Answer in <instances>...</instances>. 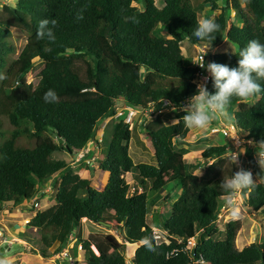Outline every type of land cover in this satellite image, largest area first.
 <instances>
[{
    "label": "trees",
    "instance_id": "1",
    "mask_svg": "<svg viewBox=\"0 0 264 264\" xmlns=\"http://www.w3.org/2000/svg\"><path fill=\"white\" fill-rule=\"evenodd\" d=\"M158 1L16 0L14 6H2L0 74L5 78L0 84V211L21 206L39 194L38 188L51 176L61 173L54 205L36 211L20 235L31 254L49 258L63 252L81 220L107 222L104 214L111 211L124 229L125 242L135 245L146 236L154 242L156 252L142 244L136 248L134 264H264V242L235 247L238 222L230 225L223 238L217 237L219 231L213 224L228 192L220 184L228 178L222 158L228 144L207 146L201 153L204 173L196 175L199 165H187L183 158L187 149L178 151L174 146L175 140H185L191 132L182 119L185 110L176 113L173 124L163 123L156 114L149 116L152 121L144 130L160 147L159 165L133 163L128 123L117 132L110 131L112 139L100 163L108 179L100 189L71 170L65 160L53 157L55 152L72 154L98 142V127L118 107L142 111L153 103L161 109L167 101V108L180 109L187 103L196 93V68L183 55L182 41L217 47L226 39L235 51L209 54L206 62L230 67L238 66V53L250 40L264 43V0H224L221 7L212 1L210 11H218L214 17L220 25L213 42L192 35L200 20L192 0H160V7ZM81 10L83 19L78 20ZM229 11L235 12L238 23L229 17ZM45 18L57 20L54 43L36 38L38 23ZM12 29L26 36L16 57L13 42L4 39ZM164 33L166 37L161 36ZM78 61L84 63V74ZM29 72L33 79L28 83ZM260 83L264 86V81ZM207 88L216 91L211 76ZM48 89L57 92L58 103H45ZM250 102L231 100V105H240L233 111L237 135L252 143L246 148L242 167L260 180L254 189L241 193L249 208L264 213V167L259 166L253 149L255 142L264 139V92ZM24 137L34 139L33 143L24 144ZM127 173L133 174L131 184L125 179ZM166 176L179 184L181 193L166 218L154 220V227L160 226L170 238L169 243L158 244L147 216L149 207L163 200L159 193ZM140 186L141 192L131 193V187ZM149 193L157 196L150 199ZM191 239L195 245L188 248ZM114 242L105 252L80 232L76 239L87 264H124L125 245Z\"/></svg>",
    "mask_w": 264,
    "mask_h": 264
},
{
    "label": "rangeland",
    "instance_id": "2",
    "mask_svg": "<svg viewBox=\"0 0 264 264\" xmlns=\"http://www.w3.org/2000/svg\"><path fill=\"white\" fill-rule=\"evenodd\" d=\"M15 1L16 0H0V10L5 4L14 6ZM212 1L217 4V7H221L224 4V0H192V3L197 10L200 19L204 18L205 16H214L218 13V11H210ZM157 5L159 7L161 6L160 0L158 1ZM228 14L229 17H234L233 19H235V22L238 23L234 11H229ZM161 36L166 37L167 34L164 33ZM4 39L13 42L16 51L13 57L17 56L26 42L25 34L16 29H12L10 34ZM200 47L201 46L190 44L187 40L181 42V51L183 55L191 60H193V58L198 54V50ZM204 47L206 55L223 52L232 53L235 51V47L226 39L222 44L218 45V47ZM33 62H38V58H35ZM77 63L82 68V74H84V63L82 61H78ZM32 79L33 76L31 72H29L26 76V80L29 83L32 81ZM251 99L252 98H250L249 101L247 100L246 102L250 104ZM186 105L187 103H185L180 109L172 110L170 113L169 111H165L163 115H158V118L161 117L160 119L163 123L170 124V120L177 119L176 113L179 110H185L184 106ZM239 107V104L231 105L229 108L230 114L233 115V111L238 109ZM126 113L127 110L123 112V115L125 116L122 115L119 116L120 118H115V120L112 119L109 121L106 127V137L108 138V140H110L109 131L113 129V124L116 125L117 123H119V125H123L126 121ZM136 115L140 117L143 116L141 113ZM135 116L133 117L132 121L129 122L132 127V134L129 142V155L134 164H138L139 161H141L140 164L146 163L150 165H159L162 158L160 147L153 144L148 132L144 130L146 125H148V123L151 121V118L148 115H145L142 117L144 121L141 120L140 122L136 123L134 120ZM216 124L219 128L224 127L227 129H229L230 126H234V122H229L224 119L216 121ZM98 128L100 130V126ZM190 129L192 130L188 137L185 140H175L174 146H176V149L178 151H180V149H187V153L184 154L183 158L185 159L187 165H199V167L194 172L196 175L201 176L204 173L203 163L205 160L202 157L201 153L207 146L211 144H228L229 151L227 150L226 153L222 156L225 161L224 166L227 170V177H230L233 172L238 171L239 168L242 167V163L245 158L244 154H241L239 157V166H232L229 158L231 153L230 151H238V147H235L233 143V136L238 132H236V129L235 133H231V135L229 136L230 138L225 137L221 132L216 131V128L213 124H210L206 129L203 130L197 128ZM99 138L100 140L98 143H95L93 145L94 142H91L85 149L74 151L72 154L64 151L53 153V157L65 160L68 163L69 168L78 173L80 177L86 179L89 178L90 185L96 188H101V182L104 176L102 177L101 170L98 169V166L106 156L109 142L102 140L103 138L101 137ZM22 141L24 144L30 145L33 143L34 139H28L24 137L22 138ZM91 145H93L92 148ZM249 146L250 144L245 143L240 147L248 148ZM253 149L255 151L257 150L255 146H253ZM91 166L96 167L95 175L89 169V167ZM60 177L61 173L55 175L52 178L50 177L46 183L38 188L39 194L35 195L33 198L27 200L24 204L19 206V210L18 212L15 211V214H9V211L0 212V257H3V255L9 257V259L12 261V264H75V261H77L78 264H83L85 263L84 251L77 250V243L76 241H74V239H77V235L79 232L82 238L91 239L94 241V243L101 245L104 248L105 252H109L111 250L112 245L115 244L114 241L116 240L118 244L125 245V252L127 254H132L138 247L139 243L136 245H130L127 244L125 240H123L122 235L124 229L121 227V224H117L114 221V217L111 214V211H107L104 214L107 222L90 223L88 221L84 222L81 220L80 225L74 228L71 235L72 237H70L73 239L71 241L69 239L68 241V251L67 249H65L63 250V252L55 254L49 258H43L40 254H31L24 245L17 244L22 242L15 240L13 236H17L18 239L20 238V235L22 234L21 231L25 230L23 229V227H26V223L30 220L29 217L32 214H35V211H43L54 205L55 187L56 183L59 182ZM131 178L132 177H129V184L131 183ZM259 181L260 180H256V182ZM180 193L181 188L179 184L175 180H170L168 176H166L164 186L159 193L163 196V200L160 199L154 206L149 207L147 221L152 224L153 219L158 220L159 218H161L162 220H164L167 214L170 212L172 202L179 196ZM78 195L82 196L83 194L79 193ZM155 196H157L156 193H149L150 199ZM226 197L227 198L223 202V206H221L217 214V218L213 224L214 227L219 231L217 237L223 238L224 234L230 230V225L234 222H238L239 224L234 238V244L237 249H242L243 247L253 242H264V213H262L261 211H253L251 208H249L245 200L246 197L243 196L241 191H228ZM33 199L38 202V207L32 206L31 203ZM11 207L12 206H10L8 209L11 210L13 208ZM32 209H34L35 211H33ZM17 213L19 214L17 215ZM157 214H159L158 217L156 216ZM5 226H7V228ZM120 229L122 230V234L120 232ZM155 230H160V226L157 225V227H155ZM163 235L165 234L163 233ZM166 238H168L167 242H170V238L168 236ZM13 243H15L16 245ZM71 244L74 246V248L70 247ZM10 246H12L11 249H8V247ZM91 248L96 254L99 253L96 245L91 246ZM54 249L55 246L51 248V250ZM20 251H22V254L20 253ZM65 252L68 253V258L70 259L64 256Z\"/></svg>",
    "mask_w": 264,
    "mask_h": 264
},
{
    "label": "clouds",
    "instance_id": "3",
    "mask_svg": "<svg viewBox=\"0 0 264 264\" xmlns=\"http://www.w3.org/2000/svg\"><path fill=\"white\" fill-rule=\"evenodd\" d=\"M82 12L83 10L77 14L78 20L83 19ZM56 26L57 20L55 18L40 20L36 38L38 40L47 39L50 43H54L56 41ZM219 30L220 25L216 22L215 17L205 16L197 22L192 35L198 40L213 42L216 39L214 34ZM238 57V66L236 67L217 62L198 64L201 68H206L216 91L214 93L209 92L206 83L207 78L197 83L196 93L188 99L187 105L184 106L185 115L182 119L185 127L203 130L213 121L220 119L234 122L235 117L229 112L232 98L236 97L242 101H247L264 92V86L260 83V81H264V43L256 39L250 40L248 45L239 51ZM4 78L3 74H0V79ZM43 99L45 103H58L59 95L54 89H48L44 93ZM248 143L252 144L251 141ZM255 147L257 149V162L260 167H264V139L255 142ZM246 152L247 149L239 147L238 142V151H231L230 153L229 158L232 166H239V157ZM220 184L226 191L251 190L256 187V179L250 170L240 167L230 177L223 178ZM141 244L148 251L156 252L151 237H144ZM0 264H12V261L7 256H3L0 257Z\"/></svg>",
    "mask_w": 264,
    "mask_h": 264
},
{
    "label": "built area",
    "instance_id": "4",
    "mask_svg": "<svg viewBox=\"0 0 264 264\" xmlns=\"http://www.w3.org/2000/svg\"><path fill=\"white\" fill-rule=\"evenodd\" d=\"M198 51H199L198 54L192 60V64L196 68V72H195V75H194V78H193V83L197 86V83H200V82L204 81L205 78H207L206 83H207V87H208V85L210 83V74L207 72L206 68H201L198 65V64H204V63L207 64V62H206L207 61L206 60L207 55L205 53V47L204 46H201ZM167 107H168V102L167 101H164L163 102V106H162L161 109H157L153 103H151L147 109L142 110V111H139V110L134 109V108L129 107V106H127V107H118L117 110H116V114L114 115V117L120 118L119 116H122L123 115V112H125V110H127L125 123H128L129 124V122L132 121L133 117L136 114L141 113L143 116H145V115L150 116L151 114L161 115V113H163V111H166L168 109H174V108H167ZM124 108H126V109H124ZM123 116H125V115H123ZM215 128H216V131L221 132L223 134V136L228 137V138H230L229 136L231 135V133H235V128L233 126H231L229 129L224 128V127L219 128L217 126H215ZM100 135L102 136L103 135V132H101ZM238 142H239V147L240 146H243L246 143L245 141H243L237 135V133H235V135L233 136V143H234L235 147H238ZM227 150L229 151V148L228 147H227ZM130 191H131V193H133L135 191L141 192L142 191V188H141V186L140 187H137V189L135 187H131L130 188ZM31 204H32L33 207H38V202L35 199L32 200V203ZM161 230L162 229L156 231L155 229H153L152 232H153V238H154V240L158 244H160V243H169V242H167V239L168 238H166L167 237L166 232L164 230H162L163 233L165 234V235H163V233H162ZM72 239L73 238H70V241ZM193 245H195L194 239H191V240H189L187 242V247L188 248L192 247ZM70 247L71 248H74V246L72 244L70 245ZM77 250L82 251L81 245H78L77 246ZM67 251H68V249H67ZM64 256H66L67 258L69 257L67 252L64 253ZM68 259H70V258H68ZM124 264H134V262L132 261V256H127L126 255Z\"/></svg>",
    "mask_w": 264,
    "mask_h": 264
},
{
    "label": "crops",
    "instance_id": "5",
    "mask_svg": "<svg viewBox=\"0 0 264 264\" xmlns=\"http://www.w3.org/2000/svg\"><path fill=\"white\" fill-rule=\"evenodd\" d=\"M218 47V46H217ZM124 109H126V108H124ZM172 110H176V109H168V110H166V111H169V113L172 111ZM165 113V111H163V113H161V115H163ZM160 115V116H161ZM115 118H117V117H111V118H109V119H106V120H104L101 124H100V130L98 131V133H99V136H98V142H99V140H100V138L99 137H101V138H103L102 140H105V141H111V139H112V137H111V132L115 129V132H117V130L118 129H120V127H121V125H119V123H117L116 125H117V127H116V125L115 124H113V129L111 130V132H110V140H108V138L105 136V138L103 137V135L101 136L100 135V133L101 132H104L105 131V135H107V131H106V127H107V125H108V123H109V121L110 120H112V119H114L115 120ZM145 118V117H144ZM161 118V117H160ZM134 120H135V122L137 123V122H140L141 120H143L142 119V117H140V116H135V118H134ZM151 120V119H150ZM152 121V120H151ZM177 122V119H171L170 120V124H173V123H176ZM214 126H217L218 127V125L216 124V121H213V123H212ZM130 125V124H129ZM130 128H132L131 127V125H130ZM192 130V129H191ZM192 134H195V133H192ZM195 136V135H194ZM196 137V136H195ZM151 139V138H150ZM98 142H94L93 143V145L95 144V143H98ZM102 142V141H101ZM108 142V143H109ZM93 145H91V148L93 147ZM183 148H186V147H183ZM91 156V155H90ZM140 162L141 161H139V163L138 164H140ZM86 166H88V165H86ZM92 167V168H91ZM91 167H89V169H90V171L95 175V170H96V167L95 166H91ZM98 169H100L101 170V175H102V177H103V180H102V182H101V188L107 183V179H108V173L107 172H105V171H103L102 169H101V167H100V165L98 166ZM55 175H58V174H55ZM55 175H53V176H51V178L52 177H54ZM129 177H132L131 179H130V181H131V183L133 182V174L132 173H127L126 175H125V179H126V181L127 182H129ZM83 178V177H82ZM87 179H89V178H87ZM60 180V179H59ZM90 180V179H89ZM130 183V184H131ZM93 187V186H92ZM96 188V187H95ZM97 189H100V188H97ZM10 206H7V207H4V209H2L0 212H5V211H9L10 213L9 214H15L14 212L15 211H17L18 212V210H19V208L17 207L16 209H13L12 207V209L11 210H9L8 208H9ZM35 211V210H34ZM36 212V211H35ZM19 213H17V215H18ZM112 215H113V213H111ZM35 214H32L30 217H29V219H31L33 216H34ZM154 220L155 219H153L152 220V224L151 223H149L148 221H147V223H148V225H150V227H152V229H155V227H154ZM82 221H84V222H87L85 219L84 220H82ZM115 221V220H114ZM91 223V222H90ZM27 224V223H26ZM6 228H7V226H5ZM23 229H26V227H23ZM22 233L24 232V230L23 231H21ZM20 233V232H19ZM18 233V234H19ZM14 238H15V240H18L19 242H22V243H17L18 245H24L25 246V248L26 249H28V247L26 246V244L22 241V240H20V239H18V237L17 236H13ZM76 239H74V241H75ZM3 241V240H2ZM127 243V242H126ZM13 244H15V243H13ZM127 244H129V243H127ZM141 243H139V245H140ZM16 245V244H15ZM131 245V244H130ZM136 245V244H135ZM138 245V246H139ZM11 247L12 246H10V247H8V249L10 248L11 249ZM29 250V249H28ZM136 250V249H135ZM135 252V251H134ZM134 252L132 253V254H126L127 256H133V254H134ZM20 253L22 254V251H20ZM9 258V257H8ZM85 258V257H84ZM86 264H87V262L86 261H84ZM85 263H83V264H85Z\"/></svg>",
    "mask_w": 264,
    "mask_h": 264
},
{
    "label": "water",
    "instance_id": "6",
    "mask_svg": "<svg viewBox=\"0 0 264 264\" xmlns=\"http://www.w3.org/2000/svg\"><path fill=\"white\" fill-rule=\"evenodd\" d=\"M92 168V167H91Z\"/></svg>",
    "mask_w": 264,
    "mask_h": 264
}]
</instances>
